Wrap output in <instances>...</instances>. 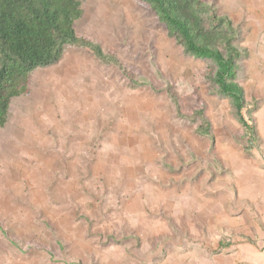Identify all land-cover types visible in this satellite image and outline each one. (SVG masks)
Instances as JSON below:
<instances>
[{
    "label": "rangeland",
    "instance_id": "obj_1",
    "mask_svg": "<svg viewBox=\"0 0 264 264\" xmlns=\"http://www.w3.org/2000/svg\"><path fill=\"white\" fill-rule=\"evenodd\" d=\"M206 1L249 52L237 80L258 139L146 7L84 0L77 35L147 83L72 47L33 73L0 130V264H264V0ZM167 85L186 111L200 99L213 142Z\"/></svg>",
    "mask_w": 264,
    "mask_h": 264
},
{
    "label": "trees",
    "instance_id": "obj_2",
    "mask_svg": "<svg viewBox=\"0 0 264 264\" xmlns=\"http://www.w3.org/2000/svg\"><path fill=\"white\" fill-rule=\"evenodd\" d=\"M83 1L0 0V130L8 122L12 101L29 95L33 73L56 65L69 47L88 52L101 64L116 67L134 87L146 85V81L128 74L116 56L77 35L75 25L83 17ZM135 1L154 14L157 24L185 55L207 63L205 79L211 85L210 91L231 100L249 140H257L254 118L248 115L252 123L248 126L241 114L247 102L237 79L249 52L236 44L238 29L232 20L206 0ZM165 93L176 116L195 124L196 133L213 142L211 123L200 99L193 110L186 111L180 94L171 85L166 86ZM0 231L6 234L1 226Z\"/></svg>",
    "mask_w": 264,
    "mask_h": 264
},
{
    "label": "crops",
    "instance_id": "obj_3",
    "mask_svg": "<svg viewBox=\"0 0 264 264\" xmlns=\"http://www.w3.org/2000/svg\"><path fill=\"white\" fill-rule=\"evenodd\" d=\"M263 10H264V8H263ZM261 239H263L264 238V236H262V237H260ZM219 247H220V244H219ZM36 249V248H35Z\"/></svg>",
    "mask_w": 264,
    "mask_h": 264
}]
</instances>
